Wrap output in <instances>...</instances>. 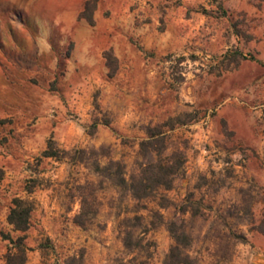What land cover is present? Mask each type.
<instances>
[{
	"label": "rangeland",
	"instance_id": "rangeland-1",
	"mask_svg": "<svg viewBox=\"0 0 264 264\" xmlns=\"http://www.w3.org/2000/svg\"><path fill=\"white\" fill-rule=\"evenodd\" d=\"M0 120V264L1 234L25 236L26 264H162L172 222L199 264H245L264 235V0H0ZM151 133L184 164L145 201L41 156L49 140L100 150L129 175ZM81 187L96 210L82 227ZM15 198L32 207L24 233L6 220Z\"/></svg>",
	"mask_w": 264,
	"mask_h": 264
},
{
	"label": "trees",
	"instance_id": "trees-1",
	"mask_svg": "<svg viewBox=\"0 0 264 264\" xmlns=\"http://www.w3.org/2000/svg\"><path fill=\"white\" fill-rule=\"evenodd\" d=\"M96 1L86 3L85 10L81 12L80 17L88 21L92 25L91 12L95 8ZM107 63L115 62V58L109 52L104 53ZM224 59L238 63L241 60L248 59L240 51L227 52L223 55ZM5 120H0L4 123ZM94 126H92L93 128ZM102 150V148H101ZM168 147L165 144L164 135L161 133L148 134L147 138L139 142V157L142 162L137 166V169L132 174L127 175L125 165L120 161L110 160L102 164L100 159L108 158L106 154H100V150L79 149L74 152L57 149L51 140L47 144V148L42 152L44 158H55L57 160L68 159L74 163L84 164L94 172L106 177L122 192L127 194L132 200L137 202L148 200L158 190H170L173 181L179 170L183 167L184 156L180 152L178 154L166 153ZM89 160H91L90 164ZM80 189V208L74 216V223L79 226H84L96 214V210H92L95 204L93 198L92 204L88 202L91 195L85 196L84 189ZM32 207L23 199L15 198L12 201V206L7 215V223L12 227L13 231L24 233L30 226ZM136 219H141L137 217ZM264 226V220H263ZM176 222L167 225V229L172 238V245L162 264H199L195 257L189 253L188 237L182 227H175ZM257 231L264 233V227H258ZM3 239L8 241L9 247L5 255L6 264H26L28 248L24 243L25 236H19L12 239L8 235L1 234ZM132 233L127 231L123 237V244L126 248L131 247ZM65 264H83L81 257H70L65 261Z\"/></svg>",
	"mask_w": 264,
	"mask_h": 264
},
{
	"label": "crops",
	"instance_id": "crops-1",
	"mask_svg": "<svg viewBox=\"0 0 264 264\" xmlns=\"http://www.w3.org/2000/svg\"><path fill=\"white\" fill-rule=\"evenodd\" d=\"M251 243V252L245 258V264H264V235L257 236Z\"/></svg>",
	"mask_w": 264,
	"mask_h": 264
}]
</instances>
